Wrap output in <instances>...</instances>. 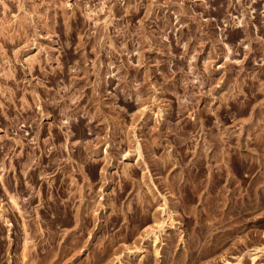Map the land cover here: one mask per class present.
<instances>
[{
  "label": "rangeland",
  "instance_id": "1",
  "mask_svg": "<svg viewBox=\"0 0 264 264\" xmlns=\"http://www.w3.org/2000/svg\"><path fill=\"white\" fill-rule=\"evenodd\" d=\"M0 264H264V0H0Z\"/></svg>",
  "mask_w": 264,
  "mask_h": 264
}]
</instances>
